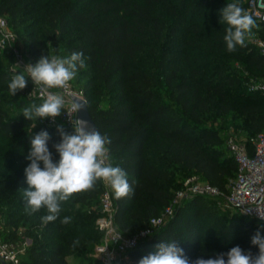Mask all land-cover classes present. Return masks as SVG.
Wrapping results in <instances>:
<instances>
[{
  "label": "trees",
  "instance_id": "1",
  "mask_svg": "<svg viewBox=\"0 0 264 264\" xmlns=\"http://www.w3.org/2000/svg\"><path fill=\"white\" fill-rule=\"evenodd\" d=\"M231 2L0 0V14L9 19L34 63L42 55L84 53L87 67L77 74L84 77L81 88L98 130L111 139L107 147L113 166L127 173L133 188L119 200L113 194L116 224L127 235L160 215L191 175L226 194L237 174L227 136L234 131L250 141L264 130V91L251 89L264 77V54L250 40L253 35L264 37V23L256 21L258 28L245 47L227 51V26L219 23V13ZM239 3L247 10L245 0ZM14 58L12 51L0 50V215L6 219L2 234L13 240L20 225L27 227L32 242L21 264H70L68 255H83L102 238L96 223L102 181L61 202L54 222H42L44 208L32 214L25 210L24 169L31 136L46 130L57 161L52 147L60 140L57 126L66 132L72 127L60 121L50 124L49 118H24L21 109L43 100L29 95V78L26 88L8 94V83L21 71L14 67ZM222 201L200 194L184 198L173 217L139 241L119 264H138L169 239H176L191 258L236 244L247 249L249 237L264 222L232 209L229 218L230 210L219 211ZM64 217H70V223L61 224ZM96 261L93 258V264Z\"/></svg>",
  "mask_w": 264,
  "mask_h": 264
},
{
  "label": "clouds",
  "instance_id": "2",
  "mask_svg": "<svg viewBox=\"0 0 264 264\" xmlns=\"http://www.w3.org/2000/svg\"><path fill=\"white\" fill-rule=\"evenodd\" d=\"M219 15V23L227 26L223 36L227 51L235 52L238 46L245 47L252 30L258 28L254 17L241 6L239 0L227 3ZM85 60L84 53L79 51L64 57L42 55L36 63L27 64L11 78L8 94L15 96L26 88L27 78H30L33 85L39 87L44 99L39 105L32 103L21 109L26 120L51 118L54 121L64 111L69 115L76 114L84 108L82 102L73 100L66 110L63 96L51 90L65 89L76 78L78 71L87 67ZM70 122L71 132L57 126L60 140L52 145L59 155L57 161H54L49 150L51 137L46 130L31 136L25 157L29 161L24 169L28 185L23 189L25 210L32 214L44 208L47 214L41 220L45 224L58 219L61 202L67 201L75 193L94 189L97 181L109 186L117 200L133 192L127 173L111 162L107 147L111 144L110 137L90 127L85 120L75 118ZM258 217L264 220V215ZM70 220V217H64L60 223L68 224ZM78 244L79 240L73 242L74 247ZM253 248L257 249L255 253ZM138 264H264V224L258 225L249 237L247 249L236 244L224 252L201 251L196 258H191L176 239H169L155 245L152 252L138 260Z\"/></svg>",
  "mask_w": 264,
  "mask_h": 264
},
{
  "label": "built area",
  "instance_id": "3",
  "mask_svg": "<svg viewBox=\"0 0 264 264\" xmlns=\"http://www.w3.org/2000/svg\"><path fill=\"white\" fill-rule=\"evenodd\" d=\"M247 11L258 22L264 23V0H245ZM17 34L11 29L9 19L0 14V50L12 51L15 55L14 67L23 68L29 62L23 57L21 49L17 47ZM256 44L264 54V37L258 36ZM30 81L29 95L31 97L44 99L40 94L39 87ZM251 89L264 91V77L251 84ZM65 99V109L70 107L73 101L72 95L84 96L82 89L74 88L70 83L65 89H52ZM78 112L70 113L64 111L50 124L59 121L71 127V119H77ZM60 118V120L58 119ZM227 145L233 153L237 162V174L228 183L229 190L225 194L217 186L204 181L199 175L194 174L187 177L182 187L177 190L170 205L163 212L152 217L149 224L133 235L123 233L117 226L115 220V204L113 192L109 186L102 182V193L100 195L101 214L97 218V226L103 235L100 242L95 246L96 264H119L128 258L129 250L135 247L139 241L152 234L157 228L165 224L175 214L177 206L187 197L196 194L216 196L222 198L225 207L238 211L239 213L261 220L258 216L264 215V130L256 137L248 141L234 131L227 136ZM3 217L0 215V264H21L20 254L25 253L27 244H19L14 240L5 238L2 234Z\"/></svg>",
  "mask_w": 264,
  "mask_h": 264
},
{
  "label": "rangeland",
  "instance_id": "4",
  "mask_svg": "<svg viewBox=\"0 0 264 264\" xmlns=\"http://www.w3.org/2000/svg\"><path fill=\"white\" fill-rule=\"evenodd\" d=\"M10 27H11V29L17 34V37H18V43H17V47H19L20 49H21V52H22V54H23V57L29 62V63H33L34 64V62L32 61V59H30L29 58V56H28V53L22 48V45H21V43H20V39H19V35H18V33L16 32V30L11 26V24H10ZM258 36H260V35H253L251 38H250V40L251 41H253L254 43H256V38L258 37ZM53 56H60V57H63L62 56V54L61 53H59V54H55V55H53ZM16 60V58H14V61ZM84 77L83 76H80V78H78V75L76 76V78L74 79V80H72V81H70L69 83L74 87V88H77V89H82L81 87V81H82V79H83ZM6 94V92H3L2 93V95L3 94ZM6 103L7 104H9V102H8V100H6ZM233 129V128H232ZM231 130V129H230ZM182 202V201H181ZM180 202V203H181ZM223 207V208H222ZM221 208H219V211L220 212H222L223 210L224 211H226V210H230V209H228L227 207H225V206H222ZM234 213V211H232V210H230V213H229V218H230V216H231V214H233ZM255 221L256 222H258L259 220L258 219H255ZM6 219H5V217H3V227H5L6 225ZM26 229H27V227L26 226H24V225H20L19 227H18V230H17V232H18V237L17 238H14L13 240L15 241V242H18L19 244H25V242H26V244L27 245H29V244H31V242H32V239H31V237L29 236V235H27L25 232H26ZM133 235V234H132ZM25 244V245H26ZM23 256H24V253H21L20 254V259L22 260V258H23ZM93 258H95V246L92 248V249H90V250H88L85 254H83V255H76V254H71V255H68L67 256V259H68V261H69V263L70 264H93Z\"/></svg>",
  "mask_w": 264,
  "mask_h": 264
},
{
  "label": "water",
  "instance_id": "5",
  "mask_svg": "<svg viewBox=\"0 0 264 264\" xmlns=\"http://www.w3.org/2000/svg\"><path fill=\"white\" fill-rule=\"evenodd\" d=\"M72 98H73V100H79L80 102H82L85 105L82 110L78 111L77 119L85 120L88 122L90 127L98 129L97 124L91 115V112L89 109V104H88L87 100L85 98L79 97L77 95H72Z\"/></svg>",
  "mask_w": 264,
  "mask_h": 264
}]
</instances>
